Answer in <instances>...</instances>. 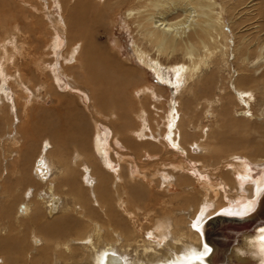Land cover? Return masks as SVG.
I'll return each instance as SVG.
<instances>
[{"label": "bare ground", "instance_id": "6f19581e", "mask_svg": "<svg viewBox=\"0 0 264 264\" xmlns=\"http://www.w3.org/2000/svg\"><path fill=\"white\" fill-rule=\"evenodd\" d=\"M59 1L64 8V15L57 14L55 18L52 17L54 24H51L50 27L55 28V31H59L56 25L62 28L66 25L70 34L75 30L84 33L92 19L95 21L93 27L96 32H100L105 30L107 19L113 11L129 5L126 8L127 18L135 25L136 32L139 33L142 40L156 48L159 55L170 56L177 50H182L185 61L170 67L175 70L173 81L167 76L166 66L159 61L160 59H151L150 52L142 48L137 39L132 42V49L138 60L153 70L159 81H168L172 86H175L174 94L169 96V104L166 103L169 108L165 110L162 91L165 89L168 91L166 86L144 84L134 89L133 94L138 98L131 96L127 87L137 85V72L134 73V70L126 69L123 65L120 66V70H117L119 66L112 55L101 52L98 48L92 49L84 37L76 40V42H80V45H70L64 55L63 60L66 67H71L72 73L67 72L65 76V72L61 69L54 71L52 67L49 68L48 63L39 60L38 69L46 74L48 70L52 73L51 82L49 79L50 83L47 82L48 91L41 97L46 86L42 84L38 88L34 87L33 78L26 77V74L17 68V61L26 52V45L21 42L24 33L18 18H15L16 21L4 35L0 34V113H5V109H8L12 116L10 126L13 129L10 128L9 139L14 145H19V129H22L26 134L22 142L28 139L27 144L23 147L29 149L30 145L32 147L31 134L27 132V129V131L24 130V126L32 116L31 111L35 98L41 97L44 105H56L57 100L52 96V91L64 94L69 91L76 92L74 84H77L80 87L79 92L76 93L82 103L88 108V101L91 100L93 103L90 110L98 116L96 119H92L94 124L92 146L94 156L96 155L95 160L85 159L81 150H73L72 154L66 157L62 148H67V136L58 132L52 134L53 137L49 135L48 143L46 140L43 141L39 154L34 159L28 178H31L38 187L41 186L42 190L38 191L36 188L29 187L30 184L26 187L24 198L17 205V218L34 220V217L40 215L42 210L47 221L56 217L54 223L46 229L48 233L45 234L48 235L40 237L34 231L32 232L34 251L39 250L34 264H210L206 256H208L211 246L203 239L204 227L209 220L222 213L242 214L249 213L250 210L253 211L256 204L263 199L261 197L259 200L264 188V160L251 163V173L248 175L240 173L241 170L247 168L245 159H241L238 161L239 163H231L234 167L226 170L225 175L226 177L230 175L228 178L232 180V183L227 185L229 186L228 190L219 189L230 193L232 189L237 188L238 196L217 210H213L216 198L213 200L210 198V189L206 187L205 193L208 196L203 198L196 209L198 213L195 218H191L187 223V227L190 226L197 230V232L195 230L193 232V229H190V236L186 230L176 227L178 219L187 212L177 209L175 214L174 197L163 200L158 195H162L160 189L165 190V193L167 192L169 195H174L177 183L181 190L195 189L197 184H187L180 180V177L190 176L188 172L193 169V165L198 168L197 173L194 172L191 177L196 176L195 181L199 185L212 186L213 180L206 174L217 168L215 166L221 162L213 160L201 162L198 160L199 158H196V156L207 152L204 140H195L191 144H186L188 133L196 132L197 127L192 122L185 126L184 122L185 119L189 120V115H193L196 111L191 112L192 109H190L185 112L180 109L179 104V98L199 86L200 77L203 76L206 69L210 68L209 59L218 54L219 46L211 45V40L216 42L217 38L221 37L218 30L220 29L226 37L221 13L216 11L217 3L213 0ZM254 1L256 3L252 8L263 12L264 0ZM56 2L58 3V1ZM1 3H3L2 0H0V9H3ZM260 11L259 13H261ZM259 27L263 31L264 24ZM60 33L56 34L52 51L53 47L56 51L63 46V34ZM249 43V39L245 37L239 44V48L244 47L247 50ZM263 47L261 48L263 49ZM242 56L246 59L244 55ZM138 66L140 67V65ZM12 68L17 70H13V72ZM21 70L23 69L21 68ZM62 76L68 79V83H63L65 80L62 79ZM262 81H264V73ZM233 85L235 94L241 100L245 101L244 98L247 95H251L249 98L254 99L252 90L241 89L235 81H233ZM136 99L140 100V105L136 104ZM147 100H155V102L148 104ZM128 101L136 105V109H131L130 112H136V117L141 114L138 118L150 114L153 104L154 110L159 117H162V121L156 120L150 125L144 122L142 134H140V130L134 133L135 131L127 129L129 121L122 115H126V108L130 105ZM104 112L109 114L106 115ZM162 112H164V116H161ZM237 112L239 115H244L243 112ZM206 114V117L204 116L206 122H209L212 117L216 123L218 122L219 114L215 116L211 110ZM24 115L26 118H23ZM116 118L122 119L119 129L111 126ZM102 124L105 125L104 128ZM204 130L200 138L206 137L208 140L209 135L205 134ZM150 138L159 144L150 141ZM152 143L157 145L155 148H158L159 151H151L145 153L144 156L148 160H157L159 165L157 169L149 172V167L140 163L143 162L142 158L139 159V156L136 157L133 152L136 151L137 145ZM56 148L61 149V152ZM116 148L118 151L124 150V154H117ZM146 148L147 146L140 149L146 152ZM187 148H189L188 156L191 157L193 165H189L184 160L181 161L182 163H175L176 160L172 161V158H167L176 157L180 152L187 154ZM13 153V156L16 154L20 157L21 153H28V149H21L20 152L14 150L11 154ZM15 157H12V160ZM250 159L252 158L250 157ZM7 164L6 161L2 168L1 182L11 179L9 177L10 167ZM259 168H262L261 175L256 172ZM79 171H83L80 175L81 181L76 175ZM5 172L6 175H3ZM58 186L66 190L65 195L58 191ZM0 187L1 190L4 188ZM15 187L9 189V205H12L17 198ZM69 195L72 196V200H69ZM2 198L3 196L0 195V206ZM157 200H160L159 203ZM92 202H95V206L109 216L107 221L102 225L92 218L89 222L88 217L86 220L88 228L83 229V237H75L79 230L75 234L68 232L70 239L64 241L60 235L65 225H67L65 231L72 227L70 222L74 220L73 209L77 204H80L90 210ZM148 203L160 206L159 214L156 215L157 217L154 216V222L151 223V229L145 230L141 222L133 225L128 221L124 222L123 219L126 217L137 221L140 217L139 213L143 209L141 204L147 206ZM41 205L43 209H40ZM4 209L6 207L2 208V210ZM82 213H84L83 210ZM115 218L121 220L120 226L113 224ZM262 233L256 234L255 238L252 236L243 237L235 248L237 254L247 256L248 264H254V262L255 264H264V234ZM139 235L141 239H137ZM23 246V243H18L13 248L8 245H1V248L6 251L8 259L18 260ZM78 250L79 252H77ZM2 262V264H11L5 257L2 258Z\"/></svg>", "mask_w": 264, "mask_h": 264}, {"label": "rangeland", "instance_id": "374dc122", "mask_svg": "<svg viewBox=\"0 0 264 264\" xmlns=\"http://www.w3.org/2000/svg\"><path fill=\"white\" fill-rule=\"evenodd\" d=\"M56 1H58V3ZM97 1L101 2L104 0ZM213 1L217 3L216 11L221 13L226 37L219 29L218 31L221 33V37H218L216 42L211 40V45H215V47L219 46L218 54L209 59L211 63L210 68L208 70L206 69L203 76L200 77L199 86L179 98V104L180 109L185 112H188L190 109H192L191 112L196 111L193 115H189V120H184L185 126L192 122L197 127L196 132L188 133L189 136L186 138V144H191L195 140H204L203 143L207 152L203 153V155L196 156V158H199L198 160L201 162H211L212 160L214 162H221L215 166L217 168L212 169V171L206 174L213 180L212 186L207 184L199 185L198 182L195 181L196 176L191 177L194 172L197 173L198 167L193 165L194 163L191 157L189 158L188 156L190 147L187 148V154L180 152L177 153L176 157H167L168 159L172 158V161L176 160L175 163H180L183 160L189 165L193 163V169L188 172L190 176L180 177V180H183V182L187 184L197 185H195V189L184 191L179 188V183H177V190L174 195H169L167 192L165 193V190L163 191L161 189L162 195H158L159 198H163V200L174 197V212L177 209H183L187 212L186 214H182V218H179L178 221L175 218V221H177L176 227L180 230H186L188 236H190L189 234L193 228L190 226L187 227V223L190 222L191 218H195L198 213L196 209L203 198L208 196L207 193H205L206 187L210 189V198L212 200L216 198L214 202L215 209L213 210H217L225 206L228 201L238 196V191L235 187L230 193H225V191L219 189L225 188L224 190H228L229 186L227 185L232 183V180L228 178L230 175L228 177L225 175L228 170L234 167L231 163L245 159L247 168L241 170L240 173L248 175V173H251V163L262 162L264 160V81H262L264 73V29L262 31L259 27L264 24V11L261 12L257 8H255L256 10L252 8L256 3V1L253 2V0ZM2 2L3 9H0V34L1 36L4 35L6 30H9L16 21L15 18H18V22L22 25V31L24 33L21 42L26 45L25 49L27 53L25 52L24 56L17 61V68L26 74V77L30 79L33 78L32 83L34 87L37 86L38 88V86L42 84L46 86L40 95L41 97L48 91L47 82L52 80V73L48 70L49 72L47 71L46 74L38 69L37 63L39 60L48 63L49 68L52 67L54 71L58 69L60 71L61 69L65 72L64 75L66 76L67 72L72 73V68L66 67L67 65L63 60L68 47L70 45H80V42H76V40L86 37L92 49L98 48L101 52L110 53L112 55L114 61L119 66L117 70H120V66L123 65L124 68L132 69L134 73L137 72V85L127 87L131 96L136 97V95L133 94L135 87L144 84H149L151 86H153V84L166 86L168 91H166V89L162 91L164 96L163 108H165V110L169 108L166 103L168 102L169 104V96L174 94L175 86H172L168 81H159L154 74L155 72L138 60L137 55L132 49V42L134 39H137L140 46L150 52L151 59H160L159 61L166 66L167 76L173 79V81L175 78V70L170 67H174L177 63L185 61L184 52L182 50H177L170 56L167 54L159 55L156 48L142 40L139 33L136 32L135 25L127 18L128 12L126 8L129 5L118 8L111 13L107 19L105 30L96 32L95 27H93V22L95 21L91 19L89 21L91 23H89L88 29L84 33L83 31L75 30L74 33L70 34L66 25H64L63 28L56 25L59 31H55V28L53 29L50 27L51 24H54V22H52V17L55 18L57 14L64 15V8L59 0H54V2L53 0H2ZM259 11L261 13H259ZM60 32L63 34L62 40L65 44L63 43V46L56 49V51L55 47H53L52 51V46L55 45L54 41L56 39V34H61ZM245 37L250 41L249 49L247 50H245L244 47L239 48V44ZM261 47H263V49ZM242 55H244L246 59H244ZM138 65H140V67ZM21 68L23 70H21ZM13 70L12 68V71ZM62 79L65 80L63 83H68L67 78L65 79V77L62 76ZM233 81H235L241 89L252 90L254 99H250L249 97L251 95H247L244 98L245 101L241 100L234 92ZM202 82L204 83L202 84ZM74 86L77 92L80 86L77 84H74ZM76 92L69 91L64 94L52 91L51 94L55 100H57V103L56 105L50 106L44 105L41 97L38 99L34 97V107L31 111L32 116L24 126V130H28L27 132L31 134L30 141L33 144L32 147L30 145V149L23 147L27 144L28 139L22 142L23 137L25 139L24 135H26L22 129H19V145L13 144L9 139L11 129H13L10 126L12 116L9 114L10 112H8V109H5V113H0V176L2 168L7 161L9 164H7V166L10 167L9 177L11 178L9 181L5 180L7 183L0 181V184H2L0 186L4 187H2V190L0 187V195L3 196L0 206V264L3 263V257L7 258L8 263L11 262V264H34V259L37 254H39V250H36V252L34 251L32 232L34 231L40 237L46 236L48 235L45 234L48 233L46 231L47 227H50L56 220L55 217L47 221L48 219L45 217L43 210L41 214L39 213L40 215L34 217V220L29 218H17L16 214L18 202L24 198V190L29 184V187L36 188L38 191L42 190V187L35 185L28 176L34 159L39 154V149L43 141L46 140V143H48L49 135L53 137L52 134L58 132L59 134H65L67 136V148H62L66 157H69L73 150H81L85 159L92 160L96 156H94V148L92 146L94 138V124L92 119L94 120L98 116L90 110L93 102L91 100L88 101L90 107L88 106L87 108ZM136 98H138V96ZM136 101V104L140 105V100L136 99ZM146 102L148 104H154L155 100H147ZM128 103L130 105L126 108V115L122 116L129 121L128 127L126 126V128L133 130V132L135 131L134 133L140 130V134H142L144 130L143 126H145L144 122L150 125L153 124V121H162V117H159L158 113L154 110L153 104L150 114L138 118L141 114L136 117V112H130L131 109H136V105L130 101H128ZM157 105L159 104L157 103ZM210 110L214 112L215 116H218V114L220 115V119L218 118L217 123L214 121L213 117L209 119V122H206V119H204V116L206 117L207 115L206 112ZM237 111L243 112L244 115H239ZM105 114L108 115L109 113ZM161 116H164V112H162ZM23 118H26V115H24ZM121 121V118H116L111 126L115 129H119L121 128ZM102 126L103 128L105 127L104 124H102ZM205 127L207 128L205 129ZM163 130H165V127H163ZM203 130L205 134L209 135L208 140L206 137L203 139L200 138L203 134ZM138 140L140 139L138 138ZM149 140L157 143L152 138ZM146 146V152H143L140 148ZM155 146L157 145L154 143L141 146L137 145L136 151L134 150L133 152L136 157L139 156V159L142 158L143 162L140 163L144 166H148L149 172L157 169L159 164L157 160H148L144 155L151 151L158 152L159 149L155 148ZM21 149H28V153H21L20 157L16 156V154V157L13 156L14 153L11 154L12 151L15 150L20 152ZM56 149L61 152V149ZM115 152L119 155L124 154V150L118 151L117 148ZM11 156L15 157L14 160H12ZM249 156L253 160L250 159ZM261 171L262 168H259L258 171L256 170L258 175L263 173ZM82 172L79 171L78 174L76 173L79 181L82 180V177L80 178ZM4 174L6 175V172L3 173V175ZM209 178L207 177L208 180H210ZM10 187H15V193L17 194V198H15L12 205H9L8 195ZM58 191L64 194L66 190L58 186ZM68 198L69 200L73 199L70 195ZM159 201L160 200H157V203H159ZM95 205L96 203L92 202V206L89 210L77 204L72 212L74 217V220L70 222L72 227H70L68 231H65L67 228V225H65L60 235L64 241L70 239L69 233L75 234L78 230L75 237H83V229L88 228L86 225L88 217L89 222L92 218L102 225L107 221L109 216ZM141 205L143 209L142 212L139 213L140 217L137 221L130 217H128L129 219L126 217L123 220L124 222L128 221L132 225L135 223L140 224L139 222H141L145 230H147L151 227V223L153 224V219H155L154 216L159 214L160 206L153 205V203H148L147 206ZM3 207H6V209L2 210ZM40 207V209H43L42 205ZM82 210L84 213H82ZM123 215L125 216V214ZM120 223L121 220L115 218L113 224L120 226ZM114 225L113 227H115ZM194 230L197 232L196 229H193V232H195ZM137 239H141L140 235ZM18 243L24 244L23 249L19 253L18 260L15 258H13V260L8 259L6 256L7 253L1 248V245H8L13 248L17 246ZM77 252H79V250Z\"/></svg>", "mask_w": 264, "mask_h": 264}, {"label": "water", "instance_id": "95a60500", "mask_svg": "<svg viewBox=\"0 0 264 264\" xmlns=\"http://www.w3.org/2000/svg\"><path fill=\"white\" fill-rule=\"evenodd\" d=\"M263 199L259 201L253 211L236 213H222L213 217L204 227L203 239L211 246L208 256L210 264H248L247 256H241L235 251L238 243L245 236L255 238L256 234H264V188L261 191ZM255 264V262H254Z\"/></svg>", "mask_w": 264, "mask_h": 264}]
</instances>
